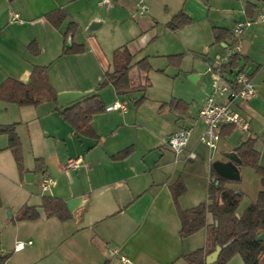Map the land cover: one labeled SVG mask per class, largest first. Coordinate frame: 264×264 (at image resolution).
I'll use <instances>...</instances> for the list:
<instances>
[{"label":"crops","instance_id":"1","mask_svg":"<svg viewBox=\"0 0 264 264\" xmlns=\"http://www.w3.org/2000/svg\"><path fill=\"white\" fill-rule=\"evenodd\" d=\"M139 1L147 6L144 15L138 14ZM56 10L66 14L59 26L46 18ZM180 11L192 22L170 31L166 24ZM260 12L264 13V0H110L109 6L102 0H0V84L7 78L27 84L33 68L43 66L57 94L84 93L79 99L96 94L105 105V111L93 115L89 123L97 136L92 138L80 135L60 114L79 99L63 106L48 101L18 106L0 100V125L16 124L24 167L21 174L8 148V136L0 134V257H6L0 264H125L120 256L127 264H188L183 255L211 246L207 227L180 235L177 206L186 210L207 200L212 164L230 161L227 155L241 141L256 139L259 159L258 145L264 151V120H260L264 24H252L240 40L237 67L252 78L255 95L237 103L248 127L239 132L238 141L234 129L223 135L227 125L219 129L216 148L210 150L199 142L205 123L197 112L208 90L201 95L188 88L149 93V72L136 67L129 71L130 82L143 86L144 95H137V90L119 96L111 85L99 84L112 69L113 51L125 45L134 62L158 54H181L179 65H171L176 80L196 74L195 84L205 85L207 65L230 42H214L213 28L231 32L236 22ZM70 24L75 32L65 36ZM106 25L114 30L101 40L96 33ZM165 42L167 47H162ZM73 45H82L84 51L64 54ZM197 45L202 53L195 49ZM132 78L140 81L135 84ZM172 101L180 106L171 107ZM114 102L124 103L126 110L107 111ZM184 127H191L192 135L187 147L175 155L165 140ZM127 148L131 149L127 156L116 158ZM189 152L195 154L193 159L188 158ZM69 158H80L81 163L65 173L63 165ZM35 160H41L42 170ZM27 173L32 178L26 181ZM43 176L53 181L46 192L40 189ZM176 181L185 186L177 205L171 191ZM227 186L241 191L235 183ZM43 196L63 200L70 218L16 219L24 206L38 208ZM215 221L207 215L208 225ZM20 243L24 246L15 249ZM113 250L118 254L112 255ZM237 255L225 264H243Z\"/></svg>","mask_w":264,"mask_h":264},{"label":"trees","instance_id":"2","mask_svg":"<svg viewBox=\"0 0 264 264\" xmlns=\"http://www.w3.org/2000/svg\"><path fill=\"white\" fill-rule=\"evenodd\" d=\"M13 0H8L12 2ZM247 8H250L247 6ZM66 14L63 10H56L46 18L54 25L59 26ZM192 22V19L180 11L166 24L170 31H176ZM75 32L74 24H70L65 34H73ZM214 42L220 43L226 39L235 41V38L227 29L213 28ZM31 47V45H30ZM84 47L82 45H73L64 50V54L82 53ZM182 58L181 54L167 56L170 65L178 66ZM134 54L130 52L127 46L116 48L112 53V69L103 75V80L99 87L111 85L115 93L119 96H127L128 94L143 90V86H133L130 82L129 71L136 67L138 70L148 73L152 67L147 57L136 62L133 61ZM238 56L233 55L229 62L231 68H236ZM226 68V67H225ZM144 97L136 102V105L142 103ZM0 100L4 102L14 103L18 106H37L42 102L57 103V92L51 86L47 69L43 66L33 68L30 79L27 84H23L13 78H7L0 84ZM173 108L180 106L179 101L170 104ZM105 111V105L98 95H90L73 102L69 107L60 110L63 120L68 123L80 135L97 138L90 126L93 115ZM228 127V128H227ZM223 135L231 132L235 127L228 125ZM0 134L8 136V148L12 151L19 172L24 173L22 149L19 137L16 133V124L0 125ZM256 139L247 138L241 141L234 149V153L240 160L241 166L251 167L259 176L262 186L264 187V166L259 164V151L255 147ZM131 149L127 148L116 155V158H123L130 153ZM36 168L42 170L41 160H35ZM212 179L207 186V200L199 203L195 207L182 210L178 206V217L180 220V235L182 237L195 233L196 231L207 227V245L204 248L196 249L182 258L188 264H206L205 257L212 252L216 245L230 244L224 248L219 254L215 264H225L233 255L239 254L243 260V264H264V242L256 240V234L264 230V188L257 194L256 199L251 202L244 212L238 217L237 207L242 197V192L234 188H230L227 184L236 183L237 181H229L218 177L213 169H211ZM239 181V180H238ZM172 197L177 205L178 198L185 192V186L181 181H176L171 185ZM210 214L213 220L207 224V215ZM55 216L62 221L70 218V212L63 200L52 197L43 196L41 205L37 207L24 206L18 213L17 220H35L41 217ZM6 257H0V263Z\"/></svg>","mask_w":264,"mask_h":264},{"label":"built area","instance_id":"3","mask_svg":"<svg viewBox=\"0 0 264 264\" xmlns=\"http://www.w3.org/2000/svg\"><path fill=\"white\" fill-rule=\"evenodd\" d=\"M102 3L105 6H109L110 0H102ZM137 9L139 15H144L147 12V6L143 1L138 2ZM258 23L264 24L263 12L258 13L254 18L236 22L232 29L235 41L224 43V52L215 57L211 64L207 65V72L212 75L214 83L211 85L204 102L199 107L197 116L205 123L199 142L210 150L217 146L220 139L219 129L221 126L231 125L243 131L248 130L246 120L241 115L237 103L247 102L252 99L255 95V85L252 78L241 69H238L237 66L236 68L228 66L231 57L233 55L238 56L240 53L239 37L242 36L246 28ZM106 110L125 111L126 106L124 103L114 102ZM191 135V127L178 129L166 138L165 145L175 155H178L187 147ZM194 157L195 154L189 152L188 158L193 159ZM80 163V158L67 159L63 165L64 172L68 173L69 170L78 168ZM52 183L53 181L50 177L43 176L40 182L41 191H48ZM23 246V243L17 244L15 249H21ZM111 253L112 255L118 254L116 250ZM120 259L125 264L128 263L124 256H120Z\"/></svg>","mask_w":264,"mask_h":264},{"label":"rangeland","instance_id":"4","mask_svg":"<svg viewBox=\"0 0 264 264\" xmlns=\"http://www.w3.org/2000/svg\"><path fill=\"white\" fill-rule=\"evenodd\" d=\"M113 28H111L110 25H106L102 27L101 30H99L96 33V35L99 38H101V40H107L106 37L107 36L111 37L110 33L112 30H114ZM240 40H241V37H239L238 41ZM65 45L68 46V43L66 42ZM195 45L196 44H194V46ZM162 47H167L166 42L162 45ZM154 49L155 47L152 48V52L154 51ZM165 49L166 48H164V50L162 51H165ZM195 49L198 51V53H202L203 51L202 46H199V45H197ZM220 49L221 51L219 54H222L224 52V49L223 48H220ZM149 61L152 67L151 71L148 74V82H147L149 87L151 88V90H148L149 93H153V92L155 93L157 91H162L163 89H165L168 92H172L173 88L175 90L180 89L182 91L188 88L192 90L194 89L199 90L200 95H201L205 92V90H208V93H209L210 87L214 83L213 77L210 73L206 75L207 78H206L205 85L203 84L202 86L200 84L197 85L195 83H192L191 81H189L187 76L180 78V80H176L175 73H174L175 71L172 70V66L169 65L167 56H163L162 54H158L156 56L154 55V58L150 56ZM163 69L164 71L166 70V72H164ZM131 81L137 84L140 81V79L132 78ZM136 94L141 96V95H144V92L143 90H141L137 92ZM260 120H264V115H261ZM239 132L242 134V132L244 131L241 130L240 128L235 127L233 130V135H234L233 138H236L237 141L238 139H240ZM258 147L261 148V146L259 145ZM260 148L259 150L261 151V157L259 159V164L264 165V151H262ZM236 165L240 172V180L235 183V186L239 188V190H241L240 192L243 193L240 199V202L238 204V207H237V213L242 214L244 210L246 209V207L256 199L258 192L262 190L264 187L262 186L260 178L256 174L253 168L241 166L239 164H236ZM237 256H238L237 258H239V255ZM262 263H264V257L262 258Z\"/></svg>","mask_w":264,"mask_h":264},{"label":"water","instance_id":"5","mask_svg":"<svg viewBox=\"0 0 264 264\" xmlns=\"http://www.w3.org/2000/svg\"><path fill=\"white\" fill-rule=\"evenodd\" d=\"M196 74H191L188 76V79L192 83H196ZM84 93L82 92H60L57 94V104L59 106H63L67 103H70L74 100L79 99L82 97ZM227 157L229 158L230 161L228 162H221V161H216L212 164V169L214 173L223 179L229 180V181H238L240 179V174L237 166L234 164H240V160L236 156L234 152L231 154H228ZM25 180L32 178V174L27 173L25 174ZM217 223V221H215ZM256 240L257 241H263L264 242V230L259 231L256 234ZM230 242H227L224 245H216L214 250L210 252L209 254L206 255L205 257V263L206 264H214L217 261V258L221 251L226 248Z\"/></svg>","mask_w":264,"mask_h":264}]
</instances>
